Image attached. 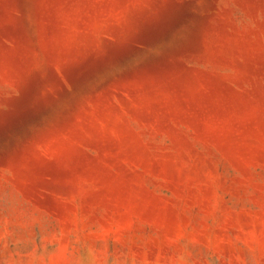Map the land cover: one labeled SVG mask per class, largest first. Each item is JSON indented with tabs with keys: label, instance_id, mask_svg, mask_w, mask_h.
Segmentation results:
<instances>
[{
	"label": "rangeland",
	"instance_id": "obj_1",
	"mask_svg": "<svg viewBox=\"0 0 264 264\" xmlns=\"http://www.w3.org/2000/svg\"><path fill=\"white\" fill-rule=\"evenodd\" d=\"M0 264H264V0H0Z\"/></svg>",
	"mask_w": 264,
	"mask_h": 264
}]
</instances>
